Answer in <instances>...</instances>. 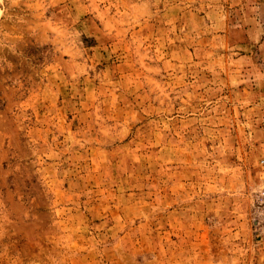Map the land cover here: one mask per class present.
I'll return each instance as SVG.
<instances>
[{"label":"rangeland","instance_id":"obj_1","mask_svg":"<svg viewBox=\"0 0 264 264\" xmlns=\"http://www.w3.org/2000/svg\"><path fill=\"white\" fill-rule=\"evenodd\" d=\"M0 264H264V0H0Z\"/></svg>","mask_w":264,"mask_h":264}]
</instances>
